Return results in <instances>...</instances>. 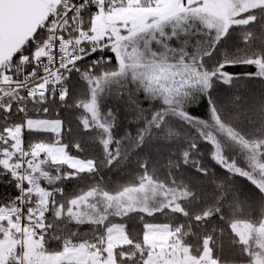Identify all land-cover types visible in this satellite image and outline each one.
<instances>
[{
    "label": "snow or ice",
    "instance_id": "obj_1",
    "mask_svg": "<svg viewBox=\"0 0 264 264\" xmlns=\"http://www.w3.org/2000/svg\"><path fill=\"white\" fill-rule=\"evenodd\" d=\"M0 264H264V0H0Z\"/></svg>",
    "mask_w": 264,
    "mask_h": 264
},
{
    "label": "trees",
    "instance_id": "obj_2",
    "mask_svg": "<svg viewBox=\"0 0 264 264\" xmlns=\"http://www.w3.org/2000/svg\"><path fill=\"white\" fill-rule=\"evenodd\" d=\"M237 71H245V69L241 68V69H237ZM242 182V181H241Z\"/></svg>",
    "mask_w": 264,
    "mask_h": 264
}]
</instances>
